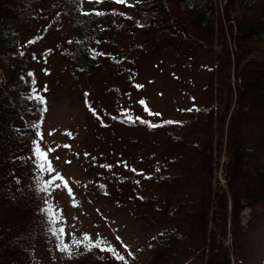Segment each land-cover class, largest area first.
I'll use <instances>...</instances> for the list:
<instances>
[{
    "label": "rangeland",
    "instance_id": "1",
    "mask_svg": "<svg viewBox=\"0 0 264 264\" xmlns=\"http://www.w3.org/2000/svg\"><path fill=\"white\" fill-rule=\"evenodd\" d=\"M60 5L45 0L34 22L20 27L19 51ZM216 5L227 21L224 0ZM151 14L138 22L149 23ZM225 34V45L175 39L169 46L163 35L154 46L131 34L115 47L124 74L110 66L91 72L74 59V38L83 35L70 16L61 17L28 57L34 81L27 90L45 111L35 103L27 117L33 129V121L42 122L40 147L34 152L28 146L11 172L12 194L21 197L0 213V234L16 254L0 251V264H212L226 255L230 264H264V208L256 209L250 196L235 204L228 176L237 89L233 41ZM229 97L217 135L212 124L218 116L209 110ZM240 111L247 113L249 105ZM197 118L201 122H193ZM244 131L246 147L255 148L257 128L245 125ZM207 137L208 154L217 161L211 187L202 157L186 156L183 148L185 140L200 146ZM249 148L246 156L254 162ZM202 209L209 216L206 241L188 223L200 221Z\"/></svg>",
    "mask_w": 264,
    "mask_h": 264
},
{
    "label": "trees",
    "instance_id": "2",
    "mask_svg": "<svg viewBox=\"0 0 264 264\" xmlns=\"http://www.w3.org/2000/svg\"><path fill=\"white\" fill-rule=\"evenodd\" d=\"M44 1L0 0V213L4 211V207L11 209L14 200L21 197V193L17 192L15 196L12 194L15 175L11 172L16 169V160L24 151H31H26L28 146L32 147L34 152L40 147L38 134L42 122L33 121L36 125L33 129L29 126L27 117L33 115L35 103L40 107V111H45V108L42 102L27 90L28 84L34 81L33 72L27 70L28 57L33 47L56 27L63 15L70 16L73 28L83 35L74 38L77 41L74 59L91 69V72L100 70L99 67L102 66V71L106 72L110 66L115 71H121L119 74H124L126 71L120 69L123 60L115 51V47L121 38L128 40L131 34L132 37L135 34V37L148 38L146 43L149 45L155 42L156 35L158 39L159 35H163L165 44L171 40L169 46L175 39H192L195 42H203L202 45H213L217 41L225 45V33H229L235 52L237 108L232 112L229 122V136L234 152L228 176L232 181L235 204L244 196H250L256 201V209L264 208V0H238L239 5H236V0H224L227 21L223 18V23L221 17H218L216 0H196L190 5L187 0H138L133 4L127 0H55L56 4H61L58 12L47 27L19 51L17 48L20 42V27L34 22ZM155 4L156 6L151 7ZM154 9L160 16L150 13ZM173 13L176 14L175 17ZM146 14H151L152 20L147 24H140L139 18ZM182 36L183 39L178 38ZM130 45L133 46V41H130ZM130 49L132 50L131 46ZM226 51L225 48V62ZM122 59L129 60V56L124 54ZM229 99L230 97L225 106L222 107V104L218 103L215 110H209V113L213 114L214 111L218 116L212 124L217 135H220L227 120ZM244 104L249 105L247 113L240 111ZM204 121L208 128L211 122L209 119ZM193 122L201 120L197 118ZM252 124L257 128L258 140L260 139L254 145L255 148L245 145L244 126ZM189 134L192 135V130ZM36 140L38 142H35ZM185 141L183 148L186 156L197 153L202 157L201 165L207 170L205 180L208 187H211L217 161H214V158L212 161V156L206 149L211 144L209 137L199 143L200 146ZM248 148L253 151L254 156L251 158L254 162L246 156ZM203 199L209 201L207 196ZM207 207L203 205L202 208ZM202 210L200 221L189 219L188 223L191 228L204 235L209 216L206 210ZM235 214H238L236 210ZM234 231L236 232V227ZM204 239L207 240L206 235L203 236V241ZM12 245L11 240L1 233L0 251H7V254L12 256L16 252L15 247L14 251H11ZM26 247L29 250L31 245ZM221 258L213 259L212 264H230L227 255Z\"/></svg>",
    "mask_w": 264,
    "mask_h": 264
},
{
    "label": "snow or ice",
    "instance_id": "3",
    "mask_svg": "<svg viewBox=\"0 0 264 264\" xmlns=\"http://www.w3.org/2000/svg\"><path fill=\"white\" fill-rule=\"evenodd\" d=\"M118 2H120V0H118Z\"/></svg>",
    "mask_w": 264,
    "mask_h": 264
},
{
    "label": "bare ground",
    "instance_id": "4",
    "mask_svg": "<svg viewBox=\"0 0 264 264\" xmlns=\"http://www.w3.org/2000/svg\"><path fill=\"white\" fill-rule=\"evenodd\" d=\"M247 214H249V213H247Z\"/></svg>",
    "mask_w": 264,
    "mask_h": 264
}]
</instances>
